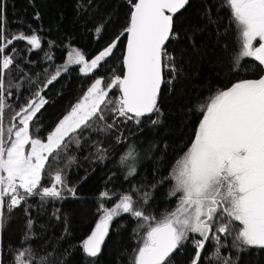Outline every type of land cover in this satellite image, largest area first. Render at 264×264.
Returning a JSON list of instances; mask_svg holds the SVG:
<instances>
[{
    "label": "trees",
    "instance_id": "trees-1",
    "mask_svg": "<svg viewBox=\"0 0 264 264\" xmlns=\"http://www.w3.org/2000/svg\"><path fill=\"white\" fill-rule=\"evenodd\" d=\"M4 11L6 37L21 32L31 35L35 31L41 39L40 49H31L27 41L17 40L5 50L14 58V66L5 75V87L12 93L10 97L5 93L9 105L4 113L5 124L43 88L42 95L48 102L30 127L34 136L45 139L95 79L103 78L106 87L114 76L124 75L127 34H120L128 25V0H4ZM174 20L180 38L170 42L168 48L175 57L177 71L172 83L163 85L158 99L160 123L153 126L145 117L137 125L117 117L115 130L107 134L86 132L80 145L72 143L59 163L50 158L42 186H50L48 172L63 170L67 185L75 188L76 195L65 192V199L47 202L39 197L29 198L10 214L6 211L0 233L4 264H13V256L25 248L37 250L38 256L49 254L51 264H133L147 226L140 228L142 221L128 213L113 218L96 257L83 252L82 242L102 215L99 204L111 208L121 195L130 194L134 206L156 220L175 208L176 198H169L172 181L165 177L194 139L202 119L200 106L237 80L255 79L264 72L259 71L253 58H242L239 67L235 66L233 57L240 51L238 30L225 0H189ZM99 25H104L102 32L96 31ZM118 36L112 55L93 73L82 74L80 65L74 64L44 88L62 67L71 48L93 57ZM110 96L118 97L119 91L113 89ZM108 117L107 122L112 123V114ZM118 135L120 143L116 140ZM97 146L107 150L103 153L105 159H98L101 153ZM130 149L135 151L134 175H127L128 163L132 161L121 162V156ZM68 157L75 161L65 168ZM102 192H107L108 198L101 197ZM145 193L149 194L146 203ZM29 219L33 221L30 229ZM239 227V222H234L232 234H220V254L230 255L235 264H264V249L249 247L238 251L232 247ZM189 237L171 256L170 264H191L195 254L192 240L200 237L192 233ZM215 247V241L206 244L201 264H219L209 259Z\"/></svg>",
    "mask_w": 264,
    "mask_h": 264
},
{
    "label": "snow or ice",
    "instance_id": "snow-or-ice-1",
    "mask_svg": "<svg viewBox=\"0 0 264 264\" xmlns=\"http://www.w3.org/2000/svg\"><path fill=\"white\" fill-rule=\"evenodd\" d=\"M128 2L131 6L128 25L120 34H127L124 75L114 76L106 87L102 86L103 78L95 79L83 97L46 138L41 139L33 135L30 125L35 123L37 114L48 102L42 95L43 88L15 111L7 124L4 122V113L9 107L5 93L8 97L12 95L5 87V75L14 66L13 56L5 54V50L17 40L27 41L31 49H40L41 39L35 31L31 35L21 32L6 37L4 0H0V233L5 212L10 214L26 204L29 198L60 201L66 198L65 192L75 197L76 190L67 185L63 170L47 173L50 186H42L41 182L50 158L59 163L72 143L80 145L86 132L107 134L116 129L117 117L137 125L145 117L153 126L160 123L158 99L161 88L163 84L172 83L177 71L175 57L168 48L170 42L180 38L174 17L185 9L189 0ZM225 4L238 30L240 51L233 57L235 66L239 67L242 58H253L258 62L259 71L264 72V0H225ZM103 27L97 26L96 31L102 32ZM119 38L90 61L79 50L70 52L68 64L81 65L79 71L82 74L93 73L112 55ZM15 51L13 48L12 52ZM67 70L63 67V71ZM165 71L170 74L168 79ZM60 75L58 68L44 88ZM113 89L119 91L118 97L110 96ZM200 109L202 119L194 139L165 177L172 181L169 198H176L175 208L156 220L136 208L130 194L121 195L119 202L111 208L100 203L98 212L102 215L82 242V250L88 257L100 253L110 223L121 213L142 221L140 228L147 226L133 264H170L171 256L190 238V233L200 237L192 240L195 254L191 264H201L202 253L209 241L216 244L210 260L235 264L230 255L220 254V234H232L234 222H239L240 227L232 247L238 251L249 247L264 249V75L237 80L210 97ZM109 113L112 123L107 122ZM153 115L157 118L152 119ZM116 140L121 142L119 135ZM96 150L101 153L98 159H105L103 153L107 150L102 146H97ZM74 161V157H68L64 161L65 168ZM129 161L132 163H128L127 175H134V150L121 156V162ZM100 195L108 198L107 192ZM148 198L149 194L145 193L143 202L146 203ZM32 224L29 219V229ZM0 264H4L2 241ZM13 264L51 262L49 254L38 256L37 250L25 248L13 256Z\"/></svg>",
    "mask_w": 264,
    "mask_h": 264
},
{
    "label": "rangeland",
    "instance_id": "rangeland-1",
    "mask_svg": "<svg viewBox=\"0 0 264 264\" xmlns=\"http://www.w3.org/2000/svg\"><path fill=\"white\" fill-rule=\"evenodd\" d=\"M256 46H258V43L256 44ZM75 50H79V49H77V48H71L70 49V51L68 52V54L70 53V52H74ZM80 51V50H79ZM81 52V51H80ZM82 53V52H81ZM68 54H67V57H66V60H65V62L63 63V65H62V67L60 68L61 69V72H63V67H69V66H71V65H74V64H68ZM83 54V53H82ZM85 56V55H84ZM95 56H93V57H86L85 56V58L87 59V60H91L92 58H94ZM80 67H82L81 65H80ZM117 75H119V74H117ZM116 75V76H117ZM119 76H123V75H119ZM99 78V77H98ZM256 79V78H255ZM103 86V85H102ZM45 98V97H44ZM46 99V98H45ZM130 150H132V149H130ZM129 150V151H130ZM184 155V154H183ZM182 155V156H183ZM176 164V163H175ZM137 207H139V206H137ZM109 227H110V225H109Z\"/></svg>",
    "mask_w": 264,
    "mask_h": 264
},
{
    "label": "built area",
    "instance_id": "built-area-1",
    "mask_svg": "<svg viewBox=\"0 0 264 264\" xmlns=\"http://www.w3.org/2000/svg\"><path fill=\"white\" fill-rule=\"evenodd\" d=\"M171 53H172V52H171ZM172 54H173V53H172ZM175 64H176V62H175ZM169 75H170V74H169L167 71H165V78H166V79L169 78ZM172 81H173V79H172Z\"/></svg>",
    "mask_w": 264,
    "mask_h": 264
},
{
    "label": "water",
    "instance_id": "water-1",
    "mask_svg": "<svg viewBox=\"0 0 264 264\" xmlns=\"http://www.w3.org/2000/svg\"><path fill=\"white\" fill-rule=\"evenodd\" d=\"M126 44H127V42H126ZM126 51V50H125ZM125 73V72H124ZM164 85V84H163ZM163 85H162V88H163ZM162 88H161V90H162ZM102 246V245H101Z\"/></svg>",
    "mask_w": 264,
    "mask_h": 264
}]
</instances>
